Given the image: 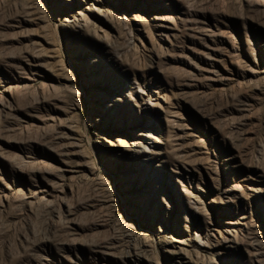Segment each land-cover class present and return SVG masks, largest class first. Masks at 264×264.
Instances as JSON below:
<instances>
[{
  "label": "rangeland",
  "instance_id": "obj_1",
  "mask_svg": "<svg viewBox=\"0 0 264 264\" xmlns=\"http://www.w3.org/2000/svg\"><path fill=\"white\" fill-rule=\"evenodd\" d=\"M0 264H264V0H0Z\"/></svg>",
  "mask_w": 264,
  "mask_h": 264
}]
</instances>
